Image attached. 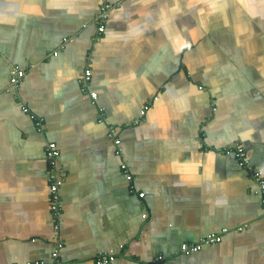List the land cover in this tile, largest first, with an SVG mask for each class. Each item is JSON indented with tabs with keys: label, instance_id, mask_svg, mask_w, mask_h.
I'll list each match as a JSON object with an SVG mask.
<instances>
[{
	"label": "crops",
	"instance_id": "0c3cea01",
	"mask_svg": "<svg viewBox=\"0 0 264 264\" xmlns=\"http://www.w3.org/2000/svg\"><path fill=\"white\" fill-rule=\"evenodd\" d=\"M237 143L264 174V0H0V264H264V196Z\"/></svg>",
	"mask_w": 264,
	"mask_h": 264
},
{
	"label": "built area",
	"instance_id": "2783aa9c",
	"mask_svg": "<svg viewBox=\"0 0 264 264\" xmlns=\"http://www.w3.org/2000/svg\"><path fill=\"white\" fill-rule=\"evenodd\" d=\"M111 3L106 2L103 6V10L100 14H98L95 18L96 23L98 24V34L102 35L103 32H105V22L107 21L109 17V11L111 8ZM55 55L58 54V50L54 52ZM26 76V70L22 69L20 67H14L10 76V86L11 88H19V86L22 84ZM92 78V71L90 68H87L85 72L83 73L80 82L82 85V89L84 92L89 90V84L91 82ZM91 98L97 99L98 93L95 91L89 92ZM23 111L26 113H30V109L27 105L22 106ZM150 108V104L148 103L145 105V107L142 109L141 114L144 116L147 112V110ZM31 114V113H30ZM36 126L39 129H43L44 125V118H41L37 115L31 114ZM100 121L106 123L107 128L109 129L110 133L109 135L115 138L116 144H120L121 140L116 137V126L110 123L108 119H105L104 115L100 116ZM234 151L235 156L237 160L239 161L240 165L245 167L249 171V176L252 182H254L257 187L259 188L260 192L264 196V174L260 171L255 169L248 161V156L245 148L240 145L239 143L236 144L235 149H228V151ZM45 156L49 163V184H50V192H51V198H52V209L53 211H57L60 209V194H59V187L62 184V180L58 177V158L60 156V150L57 146V143L54 141H49L45 147ZM124 168L127 169L126 165H124ZM145 193L140 192L139 196L144 197ZM227 231V228L223 229V232L221 233H212L208 235L207 237L203 238L200 242L188 244L185 243L182 245V251L189 254L192 251H200L202 250L204 245L213 244L216 242H220L222 240V235L224 232ZM59 254V249L55 251L54 257L57 258ZM115 260V255L113 253L108 255L99 256L95 259L94 264H113ZM30 264V263H28ZM34 264H50L49 262L40 260L35 262Z\"/></svg>",
	"mask_w": 264,
	"mask_h": 264
},
{
	"label": "trees",
	"instance_id": "16d2710c",
	"mask_svg": "<svg viewBox=\"0 0 264 264\" xmlns=\"http://www.w3.org/2000/svg\"><path fill=\"white\" fill-rule=\"evenodd\" d=\"M104 4H105V2H103V5L102 6H104ZM103 10V9H102ZM105 25V24H104ZM106 28V27H105ZM99 122H102V121H99ZM104 123V122H103Z\"/></svg>",
	"mask_w": 264,
	"mask_h": 264
}]
</instances>
